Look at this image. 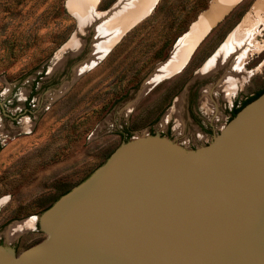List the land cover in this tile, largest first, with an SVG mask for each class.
I'll return each instance as SVG.
<instances>
[{
  "label": "rangeland",
  "instance_id": "rangeland-1",
  "mask_svg": "<svg viewBox=\"0 0 264 264\" xmlns=\"http://www.w3.org/2000/svg\"><path fill=\"white\" fill-rule=\"evenodd\" d=\"M120 1L0 0V122L29 163L33 227L46 207L127 138L158 134L190 150L208 146L233 119L236 101L264 90V0H239L199 38L182 69L147 89L158 66L193 35L217 0H157L86 67L96 57L95 45L111 34L98 35L99 26H120L144 0ZM248 20L253 26L240 50L200 76ZM237 50L244 52L242 69L235 72L236 93L228 97L221 85ZM44 237L29 232V247Z\"/></svg>",
  "mask_w": 264,
  "mask_h": 264
},
{
  "label": "water",
  "instance_id": "water-1",
  "mask_svg": "<svg viewBox=\"0 0 264 264\" xmlns=\"http://www.w3.org/2000/svg\"><path fill=\"white\" fill-rule=\"evenodd\" d=\"M262 99L196 150L124 141L40 215L30 248L29 163L0 122V264H264V115L235 129Z\"/></svg>",
  "mask_w": 264,
  "mask_h": 264
},
{
  "label": "bare ground",
  "instance_id": "bare-ground-1",
  "mask_svg": "<svg viewBox=\"0 0 264 264\" xmlns=\"http://www.w3.org/2000/svg\"><path fill=\"white\" fill-rule=\"evenodd\" d=\"M130 1V0H129ZM157 0H144L142 5L135 4L134 8L132 10H128V13L122 17V20L119 21L120 26H116L113 29L110 30L109 25L102 24L98 28V33H111L108 37V40L105 42H98L95 45V52L94 56H96L91 63L86 64V67L93 65L100 56V54L103 53L104 50H106V46L115 42V39L121 36V33L129 27L131 24H133L135 21L138 19L142 18L143 16L147 15L152 9L154 4L156 3ZM239 0H217L216 3L213 5L211 12L208 15H205L202 19V23L199 26H196L194 29L193 35H187L186 39L184 40L183 44L181 47L179 45L177 46V50L174 51V54L172 57L167 61L158 66L159 68L157 69V73L155 72L151 78L146 82L145 88H149L153 83L161 79L162 77L172 74L180 69L186 64L190 56L192 55L195 46L197 45L199 38L203 37L209 29L212 27V25L220 20L224 14H226L232 7L238 2ZM128 2V1H127ZM133 5V4H132ZM71 7H74L73 4H71ZM122 9V5L120 7ZM119 9V10H121ZM94 11V10H93ZM92 11V12H93ZM116 11H111L109 14L111 16L116 15ZM119 13V11H118ZM92 14V13H91ZM81 24H86L87 22L84 19L80 20ZM117 22V21H116ZM115 22V23H116ZM248 25H244L242 27V31H240L236 34V36H233L232 38H229L230 40L222 47V49L219 51V53L205 65L204 69L199 72L200 76H203L204 71L206 70L207 72H212L216 71L221 65L225 63V60H227L231 55L233 56V53L235 52L236 48L240 50L238 47L239 41L241 42L243 38L245 37L246 34H248L249 27L253 26V22L248 20ZM237 30V29H236ZM251 32V31H250ZM252 34V32H251ZM99 35V34H98ZM233 35V33H232ZM250 39V38H249ZM248 39V40H249ZM244 42H247L245 40ZM242 44V43H241ZM248 44V43H247ZM246 44V46H247ZM186 45L184 48L183 46ZM249 45V44H248ZM110 46V45H109ZM245 46V48H246ZM243 47V45H242ZM248 48V46H247ZM108 50V48H107ZM237 56L235 57L233 61V67H232V72L228 73L224 79L222 80V85L221 88L224 89V91H227V96L231 97V95L236 91L237 87V79L240 78L238 77L235 72H240L242 69V55H244V52L242 51H236ZM244 61V60H243ZM244 64V63H243ZM85 67V66H84ZM241 68V69H240ZM234 71V72H233ZM146 88V89H147ZM225 91V92H226ZM236 93V92H235ZM243 115L240 116L239 122L236 124L235 129L237 131L241 130L242 131V126H244L246 123H253L255 124L258 120H260L263 115H264V99H262L260 102L256 103L252 108L247 109L242 113ZM245 127V126H244ZM243 127V128H244ZM240 131V132H241ZM239 132V133H240ZM32 222H29V228L31 227Z\"/></svg>",
  "mask_w": 264,
  "mask_h": 264
},
{
  "label": "flooded vegetation",
  "instance_id": "flooded-vegetation-1",
  "mask_svg": "<svg viewBox=\"0 0 264 264\" xmlns=\"http://www.w3.org/2000/svg\"><path fill=\"white\" fill-rule=\"evenodd\" d=\"M258 94V93H257ZM256 93H254V94H252V95H250V96H248V97H245V99H243L241 102H238V101H236V103L233 105V107L231 108V111H230V117H232V115H233V113H234V111L236 110V109H238V108H241L243 105H244V102L246 101V100H248L249 98H251V97H254V96H256L257 95ZM29 105H30V102L28 103ZM27 109V108H26ZM52 205V204H51ZM51 205H49L48 207H46V209L47 208H49ZM45 209V210H46ZM44 210V211H45ZM43 211V212H44ZM33 223L34 222H32V225H31V227L29 228V232H34L35 233V230L36 231H38V232H41L43 235H45V233L41 230V228H40V225H39V220H38V222H37V224H35V226L33 227ZM37 244V243H36ZM33 245H35V243L34 244H32L30 247H32ZM30 247H28V248H30ZM28 248H26V249H28ZM25 249V250H26ZM16 252L17 253H19L18 252V250L16 249Z\"/></svg>",
  "mask_w": 264,
  "mask_h": 264
},
{
  "label": "trees",
  "instance_id": "trees-1",
  "mask_svg": "<svg viewBox=\"0 0 264 264\" xmlns=\"http://www.w3.org/2000/svg\"><path fill=\"white\" fill-rule=\"evenodd\" d=\"M264 92V90L263 91H261V92H259L256 96H254V97H251V98H249L248 100H246L245 102H244V105L241 107V108H243L246 104H248L249 102H251L252 100H254L255 98H257L259 95H261L262 93ZM241 108H238V109H236L235 111H234V113H233V115H232V117H234L240 110H241ZM130 138V137H129ZM129 138H127V139H129ZM126 139V140H127ZM69 191V190H68ZM67 191V192H68ZM66 193V192H65ZM63 195V194H62Z\"/></svg>",
  "mask_w": 264,
  "mask_h": 264
},
{
  "label": "crops",
  "instance_id": "crops-1",
  "mask_svg": "<svg viewBox=\"0 0 264 264\" xmlns=\"http://www.w3.org/2000/svg\"><path fill=\"white\" fill-rule=\"evenodd\" d=\"M232 9H233V8H232ZM211 10H212V9H211ZM211 10H210V12H211ZM210 12H209V13H210ZM229 12H230V11H228L226 14H224V16H223L221 19L225 18V16H226ZM209 13H207L206 15H208ZM201 18H202V16H201ZM201 18H200V20H201ZM221 19H220V20H221ZM220 20H218V21H216V22H219ZM216 22H215V23H216ZM215 23H214V24H215ZM212 27H213V25H212ZM212 27H211V28H212Z\"/></svg>",
  "mask_w": 264,
  "mask_h": 264
}]
</instances>
